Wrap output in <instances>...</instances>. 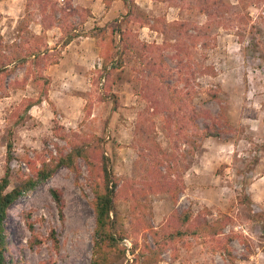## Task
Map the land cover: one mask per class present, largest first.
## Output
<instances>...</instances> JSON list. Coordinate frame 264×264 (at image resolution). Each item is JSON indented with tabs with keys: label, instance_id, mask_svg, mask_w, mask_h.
I'll list each match as a JSON object with an SVG mask.
<instances>
[{
	"label": "rangeland",
	"instance_id": "1",
	"mask_svg": "<svg viewBox=\"0 0 264 264\" xmlns=\"http://www.w3.org/2000/svg\"><path fill=\"white\" fill-rule=\"evenodd\" d=\"M26 1L0 0V35L6 51H11L12 45L19 42L17 28L25 15ZM97 1L94 5L97 14H91L84 24H79L78 17H70V20L73 19L80 29H89L94 23L104 25L127 12L122 0H112L109 5L107 0ZM204 1L135 0L136 15L124 26L140 40L162 45L172 74L167 83L186 91L182 78L189 77L188 89L198 91L193 105L198 111H208L223 130L221 136L201 140L191 130L192 139L200 143L190 146L182 135L178 139L168 135L164 129L165 114L155 113L138 92L143 91L140 85L143 82L137 77L139 64L128 57L125 65L112 76L111 94L117 95V104L112 95L100 100L99 90L92 81L101 66L104 48L96 39L80 36L74 39L71 47L79 53L78 58L80 54L86 55L80 59L90 62V68L81 72L88 81L71 74L70 62L76 58L75 54L69 55L66 62L62 61V69L51 73V103L42 101L32 106L25 122L14 128L9 188L17 184L22 174L29 173L25 158L49 159L56 154L55 143L68 146L65 140L54 135L53 121H57L66 133L74 130L87 136L103 134V141L108 139L106 153L110 156L109 166L113 173L138 182L144 179L147 164L140 155L158 145L157 151L175 155L178 167H183L185 188L176 203L165 193L146 197L152 225L162 224L173 209L181 211L190 207L197 213L208 208L210 214L206 219L209 221L224 219V216L230 218L224 232L237 235L230 242L235 264H247L250 254L254 259L259 255L252 264H264V222L258 219L264 214V0H216L219 5L224 3L221 7L225 9H218V16L211 20L200 10ZM72 3L90 11L84 0H72ZM109 8L112 12L106 20L107 13L103 11ZM179 24L189 29L180 33ZM29 25L32 33L40 32L36 21ZM60 36L61 31L56 26L46 32L50 45L58 42ZM22 75L23 69L18 68L6 82L21 79ZM204 88L219 90L217 98L210 99L202 93ZM6 90L7 96L0 98V176L5 165L11 112L22 98L37 96V87L31 81L24 88L9 85ZM87 100L92 103V111L84 117L83 106ZM203 119L206 118L197 120L199 124ZM79 167L77 182L72 172L61 167L10 206L5 227L14 264L42 261L87 264L91 256L94 217L89 203L92 194L87 168L82 160H79ZM50 187L61 191L63 218L50 194ZM247 191L250 201L246 202ZM117 210L120 221L128 227L129 203L118 200ZM24 212L30 213L35 232L40 236H46L50 228L55 229L60 243L58 252L52 250L48 240L33 249L28 247L30 231L23 218ZM126 240L128 243L123 239L122 244L129 246L131 241ZM205 241L192 239L189 248H179L177 258L166 250L158 264H231L219 252L210 251L215 241ZM128 260L131 261V256L127 254L115 264H128Z\"/></svg>",
	"mask_w": 264,
	"mask_h": 264
},
{
	"label": "trees",
	"instance_id": "2",
	"mask_svg": "<svg viewBox=\"0 0 264 264\" xmlns=\"http://www.w3.org/2000/svg\"><path fill=\"white\" fill-rule=\"evenodd\" d=\"M107 1L109 5L112 0ZM122 1L127 7V12L121 18L116 17L104 25L94 23L89 29H80L77 24H74L73 19L70 20V17H78L79 24H84L91 16V12L74 5L72 0H27L24 6L25 15L17 28L20 39L12 45L11 51L5 50L0 35V98L7 96L6 89L9 85L14 88H24L27 82L31 81L37 87V96L22 98L12 110V117L8 119L12 122L7 129L5 165L0 176V264H14L5 227L10 206L19 197L51 178L61 167L72 172L77 182L81 172L79 160H82L87 168V180L92 194L89 203L94 217L91 256L87 264H115L116 261L127 257V254L131 256L128 264H158L166 250H170L172 257L177 258L179 248H189L192 245V239L202 242H207L205 241L207 239L215 241L210 251L219 252L231 264H235L230 242L237 235L234 232L227 234L224 232L230 221L228 216H224V219L209 221L206 219V215L210 214L208 208L194 213L193 209L188 207L181 211L173 209L162 224L157 227L152 225L148 217L146 197L152 193H165L173 203H176L179 194L185 188L183 167H178L179 163L175 155L157 151L158 145H155L156 148H152L150 152L140 155L147 164L145 177L138 182L113 173L109 166L110 156L106 153L108 139L103 141V134L92 133L87 136L74 130L66 133L57 121H53L54 135L65 140L68 146L64 147L55 143L56 154L51 155L49 159L25 158L24 162L29 173L22 174L17 184L9 188L12 175L11 161L14 159V128L25 122L32 106L42 101L51 103L49 99L51 78L46 74V69L58 63L62 50L80 36L94 38L104 48L101 66L92 81L99 90L100 100L112 95L113 73L125 65L128 57L139 64L137 77L143 82L140 84L143 91L138 92L150 103L155 113L165 114L164 129L168 135L176 138L182 135L185 143L190 146L200 143L192 139L191 130L201 140L221 136L223 130L215 120L211 119L208 111H198L193 105V98L198 91L193 92L188 89L189 77L182 78L186 91L167 83L172 74L162 51V45L142 41L124 26L126 21L136 15L133 10L136 3L135 0ZM222 4L224 3L219 5L216 0H205L200 10L211 20L213 16H218V9H225L221 7ZM34 21L40 26L39 33H32L29 29V24ZM55 26L60 29L61 36L58 42L50 45L46 32ZM177 28L180 33L189 29L183 24H179ZM18 68L23 69L21 79H14L8 84L7 77ZM181 71V69L178 70L179 74L182 73ZM218 91L204 88L202 93L208 95L210 99H216ZM153 93L159 96L156 97ZM112 96L113 102L117 104V95ZM91 111L92 103L87 100L83 106L84 117L89 116ZM200 117L206 119L199 124L197 120ZM224 124L228 123L224 122ZM247 186L248 184L244 188ZM49 191L60 217L63 218L61 191L55 187H50ZM248 194L247 191L244 197L246 202L250 201ZM118 200H126L129 203L128 227L120 221L117 210ZM23 218L30 231L29 248L33 249L48 240L52 250L59 251L60 243L54 228H50L46 236H40L35 232L30 213L24 212ZM258 219L264 222V214L259 215ZM123 239H130V245H123ZM38 264L47 263L42 261Z\"/></svg>",
	"mask_w": 264,
	"mask_h": 264
},
{
	"label": "crops",
	"instance_id": "3",
	"mask_svg": "<svg viewBox=\"0 0 264 264\" xmlns=\"http://www.w3.org/2000/svg\"><path fill=\"white\" fill-rule=\"evenodd\" d=\"M85 2H88V7H89V9H90V12H91V14H92V16H94V15H96L97 13H96V10H95V8H94V5L98 2L97 0H95V3H93V0H84ZM100 2H102V0H100ZM99 5V4H98ZM84 6H85V4H84ZM110 12H112L111 11V9L109 8L108 10H106V12H105V10L103 11V13H107L106 15H105V18H106V20H107V16H109L110 15ZM104 18V19H105ZM73 43H75V41L74 40H72L63 50H62V52H61V57H60V62L59 63H56V64H53V65H50V66H48L47 67V69H46V74L49 76V77H51V79H53V77H52V75H51V73H53L54 71H55V69H62V61H65L66 62V60H68V58H69V55H72V54H75L74 56H76V58H74V63L73 62H70V70L72 71L71 72V74L73 75V76H75V77H79V78H83L84 76H82L81 75V72L82 71H85V70H87L88 68H90L89 66H90V62H87V61H83L82 59H80L81 57H86V55L85 56H83V55H81L80 54V58H78L79 56H77V55H79V53H77V51H73V49H72V45H73ZM69 46H70V50L68 49L69 48ZM78 60V62L79 63H76V61ZM79 64V65H78ZM82 64V65H81ZM63 69H65L64 67H63ZM81 70V71H80ZM87 78H85L84 77V80H86ZM87 81H88V79H87ZM49 97L51 98V95L49 94ZM259 255H257L256 257H255V259L258 257ZM254 259V255L253 254H250L249 255V261L247 262V264H252V260ZM254 259V261L256 262V260Z\"/></svg>",
	"mask_w": 264,
	"mask_h": 264
},
{
	"label": "built area",
	"instance_id": "4",
	"mask_svg": "<svg viewBox=\"0 0 264 264\" xmlns=\"http://www.w3.org/2000/svg\"><path fill=\"white\" fill-rule=\"evenodd\" d=\"M128 243V241L125 239V244H127Z\"/></svg>",
	"mask_w": 264,
	"mask_h": 264
}]
</instances>
